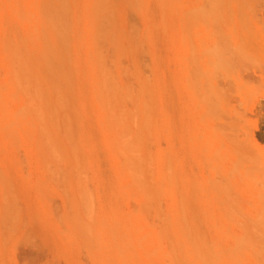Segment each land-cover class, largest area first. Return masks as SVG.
I'll return each mask as SVG.
<instances>
[{
	"label": "rangeland",
	"instance_id": "rangeland-1",
	"mask_svg": "<svg viewBox=\"0 0 264 264\" xmlns=\"http://www.w3.org/2000/svg\"><path fill=\"white\" fill-rule=\"evenodd\" d=\"M0 264H264V0H0Z\"/></svg>",
	"mask_w": 264,
	"mask_h": 264
}]
</instances>
